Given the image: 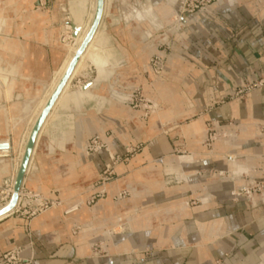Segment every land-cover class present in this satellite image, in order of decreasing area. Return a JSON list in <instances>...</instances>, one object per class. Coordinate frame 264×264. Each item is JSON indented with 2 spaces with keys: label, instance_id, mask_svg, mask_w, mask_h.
<instances>
[{
  "label": "crops",
  "instance_id": "1",
  "mask_svg": "<svg viewBox=\"0 0 264 264\" xmlns=\"http://www.w3.org/2000/svg\"><path fill=\"white\" fill-rule=\"evenodd\" d=\"M34 1L37 4L38 0H18L21 14L16 35H0L2 69L11 76L10 98L4 95L0 100L4 112L1 123L6 130V122L12 123V133L8 130L0 139V144L10 142V149H0V159L5 161L0 164V187L6 183L13 186L16 180L32 129H28L30 120L25 126L27 107L42 97L66 56L67 45L61 42L57 30L46 29L50 20L46 14L33 10ZM30 12L36 13L35 19L26 18ZM186 22L188 29L181 36L180 46H187L190 38L191 48L187 52L176 50L166 69V75L183 74V85L173 94L167 82L159 84L167 107L162 117L167 121L190 115L186 107L190 104L179 93L189 86L193 97L191 114L195 117L183 129L185 154L175 156L183 142L174 144L166 137L154 136V129H143L138 114L120 102V84L128 88L143 85L146 92L150 90L147 80L137 71V62L146 68L154 53L152 43L146 40L147 28L143 39L136 40L143 33L142 27L137 34L136 28L131 29L128 24V32L109 35L112 56L105 71L100 75L92 66L95 76L90 77L87 72L86 81L80 80L71 87V93L76 94L79 87L92 84L95 97H82L75 103L70 98L47 118L19 202L12 213L0 218V259L7 252L20 249L28 264L262 261L264 194L249 202L244 197L235 199L232 192L243 183L240 174L246 170L250 177L264 183V91L241 103L219 102L238 83L264 73V0L219 1ZM185 62L190 64V77L185 74ZM212 125L224 131L227 138L209 151L203 143ZM142 132L146 147L136 157L116 166L117 180L110 184L106 199L91 210L70 213L76 198L93 187L109 162L105 152L87 156L84 144L100 137L111 150L122 154ZM213 172H232L238 179L234 183L216 180ZM180 174L187 177L179 178ZM122 191L131 196L116 200ZM26 192L61 204L26 219L18 213L26 201ZM110 220H128L131 226H126L128 232L122 236L108 238L103 224ZM96 241L104 242L107 256L93 257Z\"/></svg>",
  "mask_w": 264,
  "mask_h": 264
},
{
  "label": "rangeland",
  "instance_id": "2",
  "mask_svg": "<svg viewBox=\"0 0 264 264\" xmlns=\"http://www.w3.org/2000/svg\"><path fill=\"white\" fill-rule=\"evenodd\" d=\"M6 1L8 3H6ZM24 1V0H21ZM32 1V0H31ZM71 0H38L37 4L34 1V11H39L42 14H46L47 19L50 20V23L46 25V29L50 30H57L58 34L60 36L61 42L66 46V53L70 50L74 49V46L76 44L74 35L75 32L71 30L72 27V21L70 19V11H69V4ZM147 0H113V3L109 4L110 10L107 13V15L103 18V29L105 33L108 35V46H112L110 43V38L115 37L116 35L119 36L120 33L128 32V24H131V29H135V32L137 34L140 27H142V35L141 37L137 36L136 40L143 39V34L145 29L147 28V41L152 43L154 53L150 57L148 64L145 68V66L139 65V62H137V71L141 72V75L143 78H145L148 82V86L150 90L146 92L144 90L143 85H137L133 88H128L127 86H124L123 84H120L119 86V95H120V102L125 103L126 105H129L139 116V119L141 123H143V129H149L150 127L154 129V136L157 137H166L169 139L171 143L176 144H183L178 147L179 152H175V156H183L185 154V151L187 149V144L185 142V137L183 135V129L186 128L188 124H190L194 120V114L192 112L193 106H190L192 103V96L189 92L188 88L189 86L184 87L182 98L184 99L188 104L187 109L188 112H190V115H187L181 119L167 121L164 120L162 117L163 112L167 109L166 107V101L165 97L162 96V93L159 88V84L163 81L167 82L168 86H171V89L173 91V94L178 93L176 89L179 88V86H182L183 84L181 81H183V74H177L174 75H166V69L168 68V62L170 57L176 52L178 49H184L187 52V48H191V39L189 38V42L185 47H181V36L187 32V22L186 19H190L192 16H196L198 14H201L203 12H206L209 7L213 6L214 4H217L218 2H214L213 4H210L208 8L203 10L202 12H196L193 15L188 13H183L184 4H187L186 9H189L188 4L190 2H186V0H150L151 4L154 9V19L147 20L146 22H139L137 19L134 18V9L140 10L142 8V5ZM231 0H222V2H230ZM125 2L128 4L129 8L125 7ZM207 0H203L202 4H206ZM0 6H3L1 9V19L0 21V35L2 34L1 31L5 29V34L9 35H16L17 31V23L19 20V16L21 12H18V0H0ZM8 5V6H7ZM131 5V6H130ZM4 8V9H3ZM21 9V8H20ZM90 11V0L87 3V12ZM33 13V12H30ZM29 13V14H30ZM109 14V15H108ZM28 17V15L26 16ZM29 18V17H28ZM27 18V19H28ZM107 18V19H106ZM141 23V24H140ZM107 26V27H106ZM153 28V29H152ZM107 30V31H106ZM121 35V34H120ZM180 41V42H179ZM183 45V44H182ZM189 55H191V51H189ZM112 56V53H111ZM110 56V57H111ZM161 58H160V57ZM138 61V60H137ZM189 63V60H188ZM185 62V66L187 67L185 69V74L190 73L189 67L190 64ZM90 64L86 65L85 69L82 71L81 74H79L75 79L72 81L71 85H77L80 80L86 81V73L90 75V77L95 76V68L90 66ZM89 67V68H88ZM86 72V73H85ZM85 73V75H83ZM264 74V73H262ZM261 74V75H262ZM260 75V76H261ZM100 76V75H99ZM260 76L258 78H260ZM82 77V78H81ZM187 77H190L189 74H187ZM5 78L6 82L8 84L9 80H11V76H6L5 72L2 69V62L0 60V82L1 79ZM258 78L254 79L257 80ZM139 79V78H138ZM254 80H245L244 82L238 83L231 94L225 96L222 98L219 102L220 105L230 103V102H236L241 103L245 101L247 98H249L252 94L262 92L261 91H254L250 94L244 96L243 99H240L239 97L235 96L237 89L243 85L248 84L251 81ZM9 85V84H8ZM86 86V85H85ZM83 87H79L77 92L83 90ZM91 88V87H89ZM80 89V90H79ZM0 90L3 95H5L4 88L0 85ZM183 90V89H182ZM131 100V101H128ZM39 104V99H34L33 102L30 103L28 107V112L25 115V126H28L27 122L28 120H32L34 117L35 109L37 108ZM6 109H9V103L6 104ZM150 109V110H149ZM33 116V117H32ZM32 117V118H31ZM9 121V120H8ZM30 124V122H29ZM229 125H233L232 123H229ZM7 126L9 129V133H12V123L9 121L7 122ZM31 125L28 126V129H30ZM32 128V127H31ZM210 131L207 134L206 139L204 140L203 147L207 150H212L214 145L222 140H226L227 135L222 130H218L215 126L210 127ZM146 132V131H145ZM145 132H142L141 136H138L137 139L134 138V142L131 143V147L136 148L134 152V156L136 157L139 155L144 148L147 145V140ZM153 133V132H152ZM212 136V139H210ZM23 138V137H22ZM15 143V142H14ZM22 144V141L20 145ZM16 145V143H15ZM86 143L84 144V146ZM126 146V147H129ZM111 150V148H110ZM112 152H116L112 150ZM234 157L233 155H231ZM132 159V158H131ZM247 173H249L246 170ZM214 173V179L220 180V181H227V182H235L238 179V175L226 172H213ZM209 176V175H208ZM243 177V183L238 185L236 188H234L233 192H237L241 186L245 185V182L249 181V179L246 177V174H240V178ZM252 178V177H251ZM254 179V178H252ZM117 180V176L113 182ZM256 180V179H255ZM245 181V182H244ZM257 182H260L256 180ZM112 182V183H113ZM96 183V182H95ZM263 183V182H260ZM264 184V183H263ZM95 185V184H94ZM94 185L92 188L89 189V191L86 194L80 195L76 198L77 202L74 204L76 205L78 202L87 200L93 193H94ZM22 190V189H21ZM232 192V193H233ZM33 195H38L32 192ZM264 194V190L261 193H257L253 195V198H255L256 195H262ZM42 196V195H40ZM107 196V194H106ZM106 196L103 200L106 199ZM233 196V195H232ZM45 198L44 196H42ZM234 197V196H233ZM246 198L245 196H241ZM239 197V198H241ZM235 199H238L234 197ZM247 199V198H246ZM248 200V199H247ZM251 202L250 200H248ZM59 202V201H57ZM102 202V200L100 201ZM99 202V203H100ZM18 204V203H17ZM73 205V206H74ZM98 205H92V206H83L81 208H78L74 213H77L81 211L82 209L91 210L94 207ZM17 206V205H16ZM60 205H54L51 209L59 207ZM71 208H75V207ZM16 208V207H15ZM14 208V210H15ZM13 210V211H14ZM48 210V211H49ZM71 212L74 210L69 209ZM12 211V212H13ZM46 211V212H48ZM11 212V213H12ZM69 212V211H68ZM31 213V212H30ZM31 215V214H30ZM42 215V214H41ZM38 216H35L33 218H36ZM27 219V218H26ZM32 218H29V220ZM128 220H110L106 221L103 224L104 228V234L109 238L112 235H119L122 236V234L127 233L126 226H128ZM81 228H77V231L80 232ZM80 230V231H79ZM100 247L98 250L99 252H96L93 247L94 246ZM104 242L96 241L92 246V255L94 258H100L107 256L108 253L103 249ZM98 254V255H96ZM262 261H260L259 264H261Z\"/></svg>",
  "mask_w": 264,
  "mask_h": 264
},
{
  "label": "bare ground",
  "instance_id": "3",
  "mask_svg": "<svg viewBox=\"0 0 264 264\" xmlns=\"http://www.w3.org/2000/svg\"><path fill=\"white\" fill-rule=\"evenodd\" d=\"M220 1H222V0H220ZM88 2H89V0H71L70 1V4H69L70 19H71V21L73 23V26L71 27V30L75 32L74 39H75L76 44H75L73 50H70V48H68L69 51L66 53V56L64 58V62H62L63 63L62 66L59 67V69L57 70L56 74L54 75L55 77H53L54 78L53 81H50L52 83H50V86L46 89V91L44 92V94L42 95V97L38 98L39 99V104H38L37 108L35 109L34 117L32 116L33 119L31 120V123H30L31 126H32V129L28 132L27 140H26V147H27L29 138L31 136L32 130H33V128H34V126H35V124H36V122H37L40 114L42 113L43 109L47 105L49 99L51 98L52 94L54 93L55 89L57 88V86L60 83L61 79L63 78L64 74L66 73L68 67L70 66V63H71L73 57L75 56V54L77 53V50L79 49L80 45L84 41L85 37L87 36L88 32L90 31V29H91V27L93 25V22H94L95 16H96V12H97L98 0H90V11L89 12H87V3ZM6 3H8V2L6 1ZM110 3L112 4L113 3V0H104L102 17L100 19V22L98 24V27H97V29H96V31H95V33H94L91 41L89 42L87 48L85 49V51L80 56V59H79L78 63L76 64V66H75V68H74V70H73V72H72V74H71V76H70V78H69L66 86L62 90V93L58 97V99H57L56 103L54 104L52 110L50 111L49 115L50 114H55L56 110L60 106H62L70 98H74L75 99L74 100V103H75L76 100H78V99H80L82 97L83 98H88V99L89 98L92 99V98L95 97V93H93L92 89L89 88V87L92 86V84H89L86 87L83 86V88H82L83 90H81L79 92H76V94H72L71 93V87H72L71 84H72V81L75 79V77H77L79 74L82 73V71L85 69V67H86L87 64L88 65L90 64V65L96 67L97 70H98V73L100 75L105 71L106 64L108 65L107 62H108V59L111 56L112 49L110 48V46H108V43H107L108 42V35L105 33L102 25L104 23V21H103L104 16L107 15V13L110 10V8H108ZM124 5H125L126 8H129V6H128V4L126 2H125ZM2 7L3 6H0V21L3 20V19H1V9H2ZM35 14L36 13H30V14H28V17L29 18L28 17H26V18H28V19H35L34 18ZM38 17H39V15H38ZM40 18H42V17H40ZM134 18L137 19V21H139V22H146L147 20H150V19L152 20V19L155 18L154 9H153V6H152L150 0H147L142 5V8L140 10L134 9ZM4 32H5V29L1 31V33H4ZM25 83H27V82H25ZM0 85L4 88L6 98H10V93H9L10 90H9V88H11V87H9V85L7 84L5 78H2L1 79ZM28 94H30V93H28ZM2 98H3V95H2L1 90H0V100ZM27 108H25V109H27ZM49 115H48V117H49ZM47 118H46V120H47ZM1 120H4V112H3V109H0V139H3L4 134L9 129L6 130V127L1 123ZM46 120H45L44 124L42 125V128L40 130V133L38 135L37 140L40 138V135H41V133H42V131H43L45 125H46ZM7 122H6V124H7ZM5 142H6V140H5ZM37 144L38 143L36 141V144L34 146V150H35V147H36ZM4 145H9L10 146V142L7 141L5 144H0V146H4ZM1 150H3V149H1ZM34 150H33V153H34ZM25 151H26V149H25ZM33 153H32V156H33ZM24 154H25V152H24ZM32 156L30 158V161L32 159ZM179 160H181V159H179ZM21 163H22V161H21ZM0 164H5L4 159H2V158L0 159ZM233 165L236 166L238 164L235 163ZM28 166H29V164H28ZM27 171H28V168H27ZM27 171H26V173H27ZM178 177L179 178H182V177H187V176L184 175V174H180ZM14 184H15V182H14ZM109 186L110 185H108L105 188V190L107 192L109 190ZM21 192H22V190L20 191L19 196H20ZM13 194H14V185H13V189H12V195ZM18 202H19V198H18ZM4 208H6V207H4ZM4 208H2V209H4ZM12 211H10L9 213H11ZM9 213L5 214L4 216L8 215ZM4 216H2V217H4ZM2 217H0V218H2ZM131 222H132V220H131ZM128 224L129 225L127 226V228L129 229L130 226H131V223L129 222ZM261 264H264V258L262 259Z\"/></svg>",
  "mask_w": 264,
  "mask_h": 264
},
{
  "label": "built area",
  "instance_id": "4",
  "mask_svg": "<svg viewBox=\"0 0 264 264\" xmlns=\"http://www.w3.org/2000/svg\"><path fill=\"white\" fill-rule=\"evenodd\" d=\"M220 0H207V3L204 5L203 0H186L190 2L188 4L189 9H186L187 4H184L183 13H188L193 15L196 12H202L209 7L210 4L214 2L219 3ZM186 5V6H185ZM160 57V56H159ZM161 58V57H160ZM264 90V74L260 76L257 80L251 81L248 84L241 85L235 96L243 99L244 96L250 94L254 91ZM131 101V100H128ZM150 110V109H149ZM212 139V136L211 138ZM134 147H125L124 152L119 154L118 152H112L109 146L102 140L100 137H95L89 140L84 146V152L87 156H94L102 152L107 153L109 157V162L105 165L104 170L99 174L98 179L94 185V193L85 201L78 202L72 212H75L78 208L83 206H92L99 203L103 200L107 194L105 188L110 185L116 178L115 168L119 163L128 162L133 158L135 152ZM249 181L245 182L244 186H241L237 192H233L232 195L236 198L245 196L248 200H253V195L261 193L264 190V184L257 182L255 179H252L249 173H245ZM243 179V177H242ZM13 186L6 183L4 186L0 187V209L6 207L12 197ZM130 194L128 191H122L117 195L116 200H123L129 197ZM26 201L22 208L18 210L23 217L29 219L35 216H40L44 212L51 209L54 205H60V202L52 201L46 198H43L40 195H33L31 193H25ZM31 212V213H30ZM71 213V211H70ZM31 214V215H30ZM93 249L96 252L100 247L94 246ZM98 255V254H96ZM0 264H28V261L21 257L20 249H13L2 256L0 259Z\"/></svg>",
  "mask_w": 264,
  "mask_h": 264
},
{
  "label": "water",
  "instance_id": "5",
  "mask_svg": "<svg viewBox=\"0 0 264 264\" xmlns=\"http://www.w3.org/2000/svg\"><path fill=\"white\" fill-rule=\"evenodd\" d=\"M103 5H104V0H98V6H97V12H96L95 20L93 22V25H92L90 31L88 32L84 41L82 42L79 49L77 50V53L73 57V59L70 63V66L68 67L66 73L64 74L63 78L61 79L60 83L58 84V86L55 89L54 93L52 94L51 98L49 99L47 105L45 106L42 113L40 114V116H39L33 130H32V133H31V136L29 138V141H28V144L26 147V151H25L20 169L18 171L15 184H14V194L12 195L8 206H6V208H4V209H0V217L4 216L5 214L12 211L18 203L19 193L22 189L23 181H24L26 171L28 168V164L30 162V158L32 156L34 146L36 144V141H37L38 135L40 133V130L42 128V125L44 124L46 118L48 117L50 111L52 110L54 104L56 103L58 97L62 93V90L66 86L76 64L78 63V61L80 59V56L85 51L89 42L91 41V39H92V37H93L97 27H98L100 19L102 17ZM72 26H73V23H72ZM86 86H88V84ZM0 149L8 150V149H10V146L9 145L0 146Z\"/></svg>",
  "mask_w": 264,
  "mask_h": 264
}]
</instances>
